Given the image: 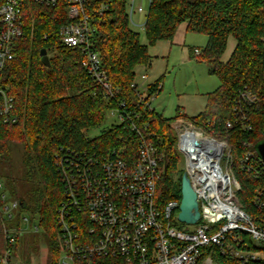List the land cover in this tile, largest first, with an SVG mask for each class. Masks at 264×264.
<instances>
[{"label":"built area","instance_id":"2783aa9c","mask_svg":"<svg viewBox=\"0 0 264 264\" xmlns=\"http://www.w3.org/2000/svg\"><path fill=\"white\" fill-rule=\"evenodd\" d=\"M32 1L44 6L64 3L67 21L58 28L61 44L81 51L83 65L101 87L103 97L116 100L106 113L116 119L109 126L123 131L119 143L105 152L67 145H59L55 152L64 191L55 216L61 243L57 264H95L98 257L116 258L119 264H216V253L240 264L264 263V160L251 142L245 143V151L235 160L228 141L215 134V122L198 123L178 116L170 125L173 150L196 193L200 216L190 224L194 227L186 229L178 221L180 200H170L162 210L156 206L162 154L143 116L154 111L150 101L161 83L150 92L147 76L142 74L141 81L134 79L130 84L135 95L132 100L117 99L120 89L112 87L91 42L96 23L93 15L103 16L112 0H92L96 7L91 11L87 0H0V81L5 64L16 56L23 11ZM136 1H127V20L131 28L144 30L152 0ZM135 15H142L143 20H135ZM193 53L199 55L200 49L195 47ZM0 96L2 122H14L13 98L1 85ZM262 98L264 93L240 89L234 118L225 121L223 131L237 127L250 132L248 109ZM235 163L257 181L250 211L238 197L241 185ZM0 189V264H20L13 260V252L21 230L12 222L20 202L7 199L1 180Z\"/></svg>","mask_w":264,"mask_h":264},{"label":"trees","instance_id":"16d2710c","mask_svg":"<svg viewBox=\"0 0 264 264\" xmlns=\"http://www.w3.org/2000/svg\"><path fill=\"white\" fill-rule=\"evenodd\" d=\"M127 1L112 0L109 11L96 18L95 33L91 40L99 52L102 68L112 87L119 88L117 99L135 96L130 87L136 69L149 66L152 57L148 47L141 44L139 33L134 32L127 20ZM88 9L96 4L87 0ZM23 33L17 43L16 56L8 61L2 72L0 85L13 98L14 122L3 123L0 115V161L10 165L6 187L20 208L13 225H20L21 212L37 216L49 241L53 261L57 264L61 252L57 209L64 198L63 185L55 166V152L59 145L77 149L94 147L102 152L119 143L123 133L120 128H101L98 135L86 133L102 127L106 111L115 101L106 100L83 65L80 50L61 44L59 26L67 21L64 3L44 6L31 2L23 11ZM186 23L188 32L206 35L207 43L195 56L206 62L210 72L219 79V86L206 95L205 108L191 117L198 123L215 122L214 132L226 139L235 160L245 151L246 142L264 141V99L248 109L252 125L250 132L239 128L223 131L226 120L234 118V102L243 87L264 93V0H152L144 33L149 44L159 39L172 40L176 28ZM229 37L236 41L226 61L221 60ZM45 49L49 66L40 60V50ZM149 84V91L158 83ZM0 96V103H1ZM179 116V115H178ZM176 116V117H178ZM175 117V118H176ZM143 118L150 123L154 141L162 154L160 179L156 184L155 204L162 210L170 200H180V179L183 170L173 150L171 122L152 111ZM22 151V171H12L13 152ZM241 190L238 197L247 211L257 181L234 165ZM27 186L20 193L21 186ZM182 226V224H181ZM18 246V240L15 249ZM215 251V248H214ZM216 264H240L235 259L214 256ZM95 264H119V259L98 257ZM248 264H264L256 261Z\"/></svg>","mask_w":264,"mask_h":264},{"label":"rangeland","instance_id":"374dc122","mask_svg":"<svg viewBox=\"0 0 264 264\" xmlns=\"http://www.w3.org/2000/svg\"><path fill=\"white\" fill-rule=\"evenodd\" d=\"M139 2L140 0L136 1V3ZM142 4L146 10V2L144 1ZM135 20H143V16L135 15ZM132 29L139 33L141 44L148 47V53L152 57L149 66H140L136 69L135 80L141 81L140 76L145 74L147 76L146 84L161 81L159 92L150 101L155 113L164 118L173 119L178 115L191 118L202 112L206 104V95L219 86V79L210 72L208 64L195 56L190 57V48L202 49L205 46L206 35L188 32L185 29V24L181 23L176 28L172 40L159 39L154 44H149L143 29L134 26ZM233 41L232 37L228 38L226 49L221 56L222 59L229 55ZM113 122L116 123L115 117L110 116L107 112L103 126L89 130L86 135L88 137L96 136L100 133L101 128L108 127ZM21 166L22 151L18 148L12 154V171L20 174ZM9 169V164L0 161V180L3 181L5 187ZM20 186V193H22L27 185L21 183L19 188ZM6 191L7 199H12L7 187ZM25 217L29 219V222L24 219ZM184 227L191 229L194 226L185 224ZM20 230L21 234L18 246L13 252V260L20 264H52L51 247L42 226L39 225L37 216L21 212ZM2 243L3 240L0 236V244Z\"/></svg>","mask_w":264,"mask_h":264},{"label":"water","instance_id":"95a60500","mask_svg":"<svg viewBox=\"0 0 264 264\" xmlns=\"http://www.w3.org/2000/svg\"><path fill=\"white\" fill-rule=\"evenodd\" d=\"M40 60L45 66H49V58L46 50L43 48L39 52ZM258 155L264 160V141H259L254 145ZM180 203L177 219L183 224H195L200 216L196 193L190 185V181L185 172L180 179Z\"/></svg>","mask_w":264,"mask_h":264},{"label":"crops","instance_id":"0c3cea01","mask_svg":"<svg viewBox=\"0 0 264 264\" xmlns=\"http://www.w3.org/2000/svg\"><path fill=\"white\" fill-rule=\"evenodd\" d=\"M185 24V29H186V23H184ZM233 38V37H232ZM234 39V38H233ZM206 43H207V40H206ZM235 43H236V41H235V39H234V41H233V45H232V48H231V51H230V53H229V55L227 56V58H225V59H222V57H221V60L222 61H226L228 58H229V56H230V54H231V52L233 51V49H234V47H235ZM206 45V44H205ZM195 47H192L191 49H194ZM198 48V47H197ZM191 57V56H190ZM192 57H194V56H192Z\"/></svg>","mask_w":264,"mask_h":264}]
</instances>
